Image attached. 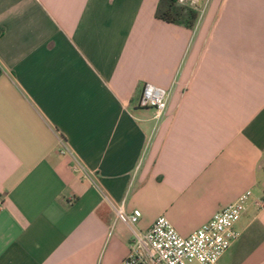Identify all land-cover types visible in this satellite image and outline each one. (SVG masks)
<instances>
[{
	"label": "crops",
	"instance_id": "0c3cea01",
	"mask_svg": "<svg viewBox=\"0 0 264 264\" xmlns=\"http://www.w3.org/2000/svg\"><path fill=\"white\" fill-rule=\"evenodd\" d=\"M159 2L0 0V264H121L134 229L189 237L248 191L218 264H264V0H211L193 30Z\"/></svg>",
	"mask_w": 264,
	"mask_h": 264
},
{
	"label": "built area",
	"instance_id": "2783aa9c",
	"mask_svg": "<svg viewBox=\"0 0 264 264\" xmlns=\"http://www.w3.org/2000/svg\"><path fill=\"white\" fill-rule=\"evenodd\" d=\"M199 11V19L204 16L211 0H179ZM170 91L152 84H145L140 98V106L153 108L161 118L167 111ZM61 155L73 158V170L85 176L89 174L73 150L63 143ZM253 193L241 195L234 203L219 211L208 223L204 224L189 237L181 236L173 224L164 216L145 232L134 231V240L128 256L121 264H218L220 258L240 237L236 224L242 219ZM118 218L127 221L132 228L137 226L142 213L135 210L126 214L124 204L115 206ZM258 209L264 208V199L254 201Z\"/></svg>",
	"mask_w": 264,
	"mask_h": 264
},
{
	"label": "trees",
	"instance_id": "16d2710c",
	"mask_svg": "<svg viewBox=\"0 0 264 264\" xmlns=\"http://www.w3.org/2000/svg\"><path fill=\"white\" fill-rule=\"evenodd\" d=\"M199 16L196 8L179 0H160L156 11V18L191 30L195 29Z\"/></svg>",
	"mask_w": 264,
	"mask_h": 264
}]
</instances>
